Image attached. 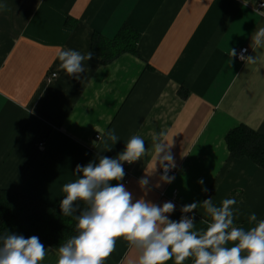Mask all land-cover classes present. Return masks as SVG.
<instances>
[{
  "label": "crops",
  "instance_id": "0c3cea01",
  "mask_svg": "<svg viewBox=\"0 0 264 264\" xmlns=\"http://www.w3.org/2000/svg\"><path fill=\"white\" fill-rule=\"evenodd\" d=\"M262 3L0 0L8 6L0 10V189L58 206L63 185L82 175L77 165L118 159L139 135L146 154L130 165L120 162L125 175L119 183L133 203L171 202L167 220L193 215L190 231L202 237L214 222L204 201L219 207L234 198L231 227L258 225L264 220V169L248 157H233L226 136L242 124L264 135V37L256 43L264 28ZM126 24L140 34L137 53L104 62L92 48L94 34L114 39ZM243 47L255 63L228 55ZM69 49L93 53L82 62L83 72L60 69L58 52ZM109 130L119 138L115 143ZM169 150L172 161L164 159ZM167 162L177 168L171 183L163 178ZM191 204L196 208L185 212ZM39 241L48 252L40 264H57L58 251ZM142 252L119 238L104 264H139ZM166 264H175V257ZM183 264H195V252Z\"/></svg>",
  "mask_w": 264,
  "mask_h": 264
},
{
  "label": "clouds",
  "instance_id": "9594fccd",
  "mask_svg": "<svg viewBox=\"0 0 264 264\" xmlns=\"http://www.w3.org/2000/svg\"><path fill=\"white\" fill-rule=\"evenodd\" d=\"M0 10H8L7 4H0ZM260 37H264V28L257 31V44ZM228 55L235 57V49H230ZM92 56L91 51L82 55L71 49L60 50L59 67L69 75L78 74L84 71L82 62ZM247 60L249 63L256 62L252 57ZM56 75L53 73V76ZM164 135V132L153 134L152 139L155 142ZM107 137L113 143L119 139L114 130L107 131ZM154 147L163 151L159 144H154ZM146 151L144 139L133 135L118 159L101 157L95 165L89 162L86 166H76V172L82 175L74 182L63 185L66 195L60 207L65 216L72 215L73 204L78 200L89 207L76 218L79 234L59 247L57 264H104L115 250L119 238L143 248L139 264H166L173 256L175 264H183L186 258L193 256V252L195 264H264V220L248 230L231 227L232 206L237 203L234 198L224 199L219 207L213 206L211 200L204 201L214 222L202 237L190 231L193 227L191 220H167L164 214L174 209L171 202L164 203L162 207L143 200L133 203L130 192L119 183L125 175L120 162L137 161ZM164 159L174 160L170 150ZM166 172L163 178L171 183L175 177L168 176ZM112 181L117 183L113 185ZM140 183L146 185L148 180L142 178ZM198 183L202 184L203 180ZM195 208L196 204H191L183 210L188 212ZM250 218L255 220L256 214L251 213ZM160 225L164 227L161 229ZM228 242H235L234 246L225 247ZM47 254V249L36 236L25 238L13 233L3 238L0 264H40Z\"/></svg>",
  "mask_w": 264,
  "mask_h": 264
},
{
  "label": "trees",
  "instance_id": "16d2710c",
  "mask_svg": "<svg viewBox=\"0 0 264 264\" xmlns=\"http://www.w3.org/2000/svg\"><path fill=\"white\" fill-rule=\"evenodd\" d=\"M139 38L140 34L126 24L114 39L95 33L92 48L104 62H110L124 52L137 53ZM226 141L233 157H248L264 169V135L242 124L229 131ZM88 207L78 200L73 204L72 215L65 216L60 204L53 206L0 189V239L27 231L58 251L68 239L79 234L76 218Z\"/></svg>",
  "mask_w": 264,
  "mask_h": 264
},
{
  "label": "built area",
  "instance_id": "2783aa9c",
  "mask_svg": "<svg viewBox=\"0 0 264 264\" xmlns=\"http://www.w3.org/2000/svg\"><path fill=\"white\" fill-rule=\"evenodd\" d=\"M202 1V0H200ZM262 5H264V3L260 4V7H262ZM246 50V51H245ZM248 55H249V48L248 47H243L241 48L237 54H236V58L237 60L241 61V62H244L247 60L248 58ZM55 77V76H53ZM131 163H128V162H125V165H130ZM166 166H167V172H166ZM177 168L175 165L171 164V163H165L162 167V172L165 174L168 175V176H173L174 173L176 172ZM176 193V191L174 192ZM182 219H188V220H191L192 221V224L194 223L195 221V217L193 215H190V214H187L185 216L182 217ZM212 224V222H208V227Z\"/></svg>",
  "mask_w": 264,
  "mask_h": 264
}]
</instances>
